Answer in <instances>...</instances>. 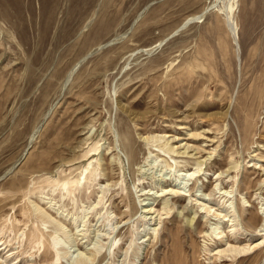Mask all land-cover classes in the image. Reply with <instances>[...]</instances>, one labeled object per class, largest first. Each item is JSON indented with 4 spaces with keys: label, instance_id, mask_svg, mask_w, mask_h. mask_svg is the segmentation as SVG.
<instances>
[{
    "label": "rangeland",
    "instance_id": "1",
    "mask_svg": "<svg viewBox=\"0 0 264 264\" xmlns=\"http://www.w3.org/2000/svg\"><path fill=\"white\" fill-rule=\"evenodd\" d=\"M0 264H264V0H0Z\"/></svg>",
    "mask_w": 264,
    "mask_h": 264
},
{
    "label": "bare ground",
    "instance_id": "2",
    "mask_svg": "<svg viewBox=\"0 0 264 264\" xmlns=\"http://www.w3.org/2000/svg\"><path fill=\"white\" fill-rule=\"evenodd\" d=\"M197 18H199V17H197ZM194 19H196V18H194ZM194 19H191V20H194ZM190 21V20H189Z\"/></svg>",
    "mask_w": 264,
    "mask_h": 264
},
{
    "label": "water",
    "instance_id": "3",
    "mask_svg": "<svg viewBox=\"0 0 264 264\" xmlns=\"http://www.w3.org/2000/svg\"><path fill=\"white\" fill-rule=\"evenodd\" d=\"M202 17V16H201Z\"/></svg>",
    "mask_w": 264,
    "mask_h": 264
}]
</instances>
